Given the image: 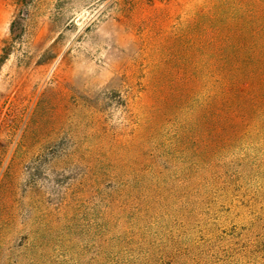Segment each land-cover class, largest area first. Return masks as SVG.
I'll return each mask as SVG.
<instances>
[{
  "label": "rangeland",
  "instance_id": "rangeland-1",
  "mask_svg": "<svg viewBox=\"0 0 264 264\" xmlns=\"http://www.w3.org/2000/svg\"><path fill=\"white\" fill-rule=\"evenodd\" d=\"M0 264H264V0H0Z\"/></svg>",
  "mask_w": 264,
  "mask_h": 264
},
{
  "label": "trees",
  "instance_id": "trees-1",
  "mask_svg": "<svg viewBox=\"0 0 264 264\" xmlns=\"http://www.w3.org/2000/svg\"><path fill=\"white\" fill-rule=\"evenodd\" d=\"M10 30L12 31V26L10 27Z\"/></svg>",
  "mask_w": 264,
  "mask_h": 264
}]
</instances>
